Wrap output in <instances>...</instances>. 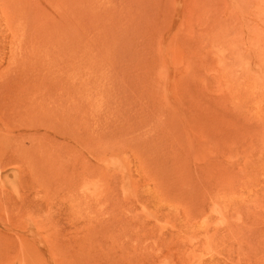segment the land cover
<instances>
[{
  "label": "rangeland",
  "instance_id": "1",
  "mask_svg": "<svg viewBox=\"0 0 264 264\" xmlns=\"http://www.w3.org/2000/svg\"><path fill=\"white\" fill-rule=\"evenodd\" d=\"M0 264H264V0H0Z\"/></svg>",
  "mask_w": 264,
  "mask_h": 264
}]
</instances>
